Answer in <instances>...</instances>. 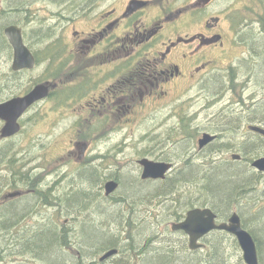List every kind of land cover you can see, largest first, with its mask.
<instances>
[{
	"label": "flooded vegetation",
	"instance_id": "1",
	"mask_svg": "<svg viewBox=\"0 0 264 264\" xmlns=\"http://www.w3.org/2000/svg\"><path fill=\"white\" fill-rule=\"evenodd\" d=\"M233 1L211 0L204 4L202 0H168L165 2H157V0H64L53 3L43 0L42 3L45 5L53 6L48 12L46 11V16L43 17L44 24L41 29L45 30L44 32L36 34L30 32L33 30L29 28L26 31L22 24H10L21 29L23 44L35 59L36 66L31 70L12 68L13 49L1 29V37L4 38L7 46V58L0 60V106H3L0 111L1 257L13 259L22 256L29 261L31 257H34L29 251L17 252V250L30 247V233L37 231L35 225L30 222V196L36 195L44 199L47 197L45 193L37 192L34 187L38 185V178L33 173L34 165L30 159V153L34 149V142H30V133L34 125L32 117L34 110L41 104L53 100L59 102L61 106L75 103L79 105L76 125L80 124L78 129L80 135L70 141L73 147L70 154L74 156V159H78L75 164H84V169L95 173V178L87 179L92 186L100 185L99 192L95 188L94 197H99L102 192L104 197H113L121 181L126 179L122 174L127 170L132 172L138 183L143 184L163 185L175 179H177L176 182H189L190 178L181 177L180 170L184 168L183 165L178 167L177 160L161 158L162 154L160 157H157L158 155L155 157L139 156L128 162H121L116 157L106 162L101 160L102 163H99L98 155L90 162H86V159L89 151L96 149L92 147L97 142L99 144L97 154L100 153V148L106 149L109 154L113 148L112 140L116 133L139 123L156 108L175 104L184 94L199 89L202 86V77L210 67H223L230 58L233 48H237L238 44L233 38L234 28L226 12L230 5L235 4ZM39 2L40 0H27L21 7L25 9L24 20L28 24H30V18L35 16L31 8ZM2 5H6L7 8L9 6L6 1L0 0V6ZM178 5L184 9L171 12V9L178 8ZM42 8L45 9L46 6ZM211 8H218L219 11L209 16L198 30L193 31L195 10ZM179 10H185L188 13L183 28H177L173 24L175 23L174 18L178 17L181 12ZM263 24L261 20L260 25ZM183 29L186 31L183 32ZM41 66L42 80L34 82L30 74L35 68ZM64 71H66V80H61L60 76ZM224 75L228 76V71H225ZM237 78V76L235 78L230 76L227 79L224 88L227 90L225 92L222 90L218 101L213 99V103H204L196 109L195 98H189L187 117L185 120L180 118V121L187 122L189 143H196L197 151L192 155L193 160L202 158L204 163L205 150L218 140L220 134L217 133L218 130L210 128V123L217 110V105L221 106L226 103L227 93L231 91V96L235 93L239 94L241 100L238 98L235 105L242 110V92L245 93L250 88L251 77L248 76L247 80L241 82H237ZM43 83L49 84L48 95L44 99L27 106L24 110H21L18 105L7 107L10 102L28 96L34 86ZM251 96L254 99L249 101L253 102L257 95ZM225 108L234 109L237 113L232 98ZM8 110L13 112L10 120L15 119L9 129H7L6 119L10 116ZM221 112L222 110H219V113ZM170 114L174 112L170 111ZM200 115L212 119L204 124L198 121ZM164 123L165 121H162L158 124L157 129L163 127ZM253 123L264 129L263 123ZM13 127L18 130L10 134L9 131ZM235 128H239V125ZM3 132L6 136H3ZM191 132L195 135L192 136ZM123 134L124 131L118 135ZM204 135L214 136V138L206 146L198 148V141ZM83 148L85 151L82 153ZM214 152H219V155L222 153L218 149ZM143 160L170 163L172 167L164 179L149 180L146 178V180L142 178L141 162ZM240 160H242L241 156L240 159H232L230 162L236 163ZM222 162L223 159L219 158L216 164L225 166L221 165ZM172 174H174L173 177ZM261 174L264 175V173ZM110 182H114L117 187L114 192L106 195L105 186ZM202 183L204 181L201 179L195 180V184ZM53 185L56 184L53 183ZM17 192L19 195L13 196ZM19 201H26L27 205L22 210L24 213L20 220L13 217L18 215V212H14L11 218L2 217L3 209L13 205L18 206ZM208 207L193 206L184 212L194 208ZM212 212L216 215V224L227 222L229 219L227 217L221 220L213 210ZM185 213L183 216L180 215L177 222L185 218ZM68 222L65 219L63 224ZM240 222L242 229L247 231L241 218ZM57 226L64 234L70 232L65 229L64 225ZM220 231L213 230L208 235ZM221 232L226 233V237L232 239L239 247L234 235L225 231ZM253 240L256 243L254 238ZM199 243L203 245L201 240ZM73 248V244L68 242L63 245L62 251L73 254ZM98 256L96 253L89 262L84 263L85 260H82L77 252L78 261L75 264H91V262L97 264L100 258ZM104 262L108 264L109 260Z\"/></svg>",
	"mask_w": 264,
	"mask_h": 264
},
{
	"label": "rangeland",
	"instance_id": "2",
	"mask_svg": "<svg viewBox=\"0 0 264 264\" xmlns=\"http://www.w3.org/2000/svg\"><path fill=\"white\" fill-rule=\"evenodd\" d=\"M5 1L6 0H3V2ZM45 1L53 3L52 0ZM55 1L61 2L64 0ZM165 1L168 0H157V2ZM42 2L43 0H40L37 5L31 8V12L35 16L33 17L34 23H32L30 27L35 25V30L43 28V17L46 16V11L48 12L53 7L52 5H45ZM233 2H235V4L230 5L226 12L228 13L227 18L234 28L233 38L238 44L237 48H233L230 58L224 63L223 67H210L202 77V86H200L199 89L184 94L175 104L156 108L151 113L147 114L139 123L116 133V136H114L112 140L113 148L109 154L104 148H100V153L97 154L99 151V144L97 142L92 147L96 149L89 151L88 158L86 159V162H90L98 155L99 163H102L101 160L106 162L116 157H118L121 162H128L139 156L148 155L155 157L158 155L157 157H160L162 154L161 158L165 157L177 160L176 162L179 164L178 167L181 165L185 167L186 162H188L189 165L191 164L188 168H182L180 170L182 172L181 177L183 178L187 177L184 176V172L191 171V175L188 176L190 178L189 182H176L177 179H175L163 185L139 183L141 187V190L140 188L138 189L139 194L136 196H131L129 194V196L134 199L133 203L129 199L122 200L123 195H125L124 193L127 195L128 193L124 188H120V186L115 195L111 198L104 197L102 192V195L97 197L89 210H87L88 212L85 211L79 214V216H75V213L65 211L61 201L67 199L72 193L83 190L79 184L81 175L87 172L85 173L87 175L85 179L95 178V175L90 171L88 172L87 169H84V164H75V161L78 162V159H74V156L70 154L73 149L70 141L75 140L77 136L80 135L78 133L80 124L76 125L79 105L77 103L71 105L65 103V106H61L59 102H54L52 100L51 102L39 105V107L34 110L35 113L32 117L34 125L31 130L32 132L30 131V142H34V149L30 153V159L33 161L34 165L33 173L38 178V185L36 184L34 187L37 189V192L45 193L47 196L45 199L43 197L38 200L34 209L30 211V222L35 225L37 229L41 228L47 230L53 227L59 228L57 225H64L65 229L70 231L68 233L69 242L75 244L80 240L79 235L83 223L95 222L93 224H96L97 227L100 223L112 228L113 230H111L110 235H114L115 238L119 236L120 241L127 237L128 240L133 239L134 242L138 240V242L141 243L143 239L147 238V234H154L150 239V244L151 242L154 244H152L150 248L155 247V245L170 243L172 247L178 249V251H184L182 254L189 256L188 238L181 232H172L170 230V225L172 223H177L180 219V215H184V211L186 210L184 204L186 201L197 197L208 196L206 190L201 187L202 184H195V180H197L195 177L197 176L198 178L199 167L201 169L204 168V170H207V174H210L211 169H213L215 165H218L216 163L219 158L223 159L222 165L231 163L232 155L242 156L246 150L251 151L258 147L264 149V138L260 143L259 135H255L247 130V126L255 125V123L248 121L245 114L248 107L254 109L258 105L257 103L250 102L254 99L251 95L256 94L257 98L264 100V81L258 80V78L254 76V67H256L257 64L251 48L254 39L257 41H264V32L260 31V21L263 20L264 22V0H234ZM178 4L180 3L178 2ZM45 6L46 8L43 9L42 7ZM6 9V5L0 6V14ZM176 9L184 8L178 5V8L171 9V12L176 11ZM179 11L181 12L178 14V17L174 18L175 23L173 24L177 28H183L188 13L185 10ZM218 11V8L207 10L196 9L194 13V25L192 26L193 31L198 30L203 26L204 22L208 20L209 16L214 15ZM10 24H5L2 27V31ZM23 27L26 31L28 30L27 26L23 25ZM183 30V32L186 31V29ZM44 31L45 30H41V33ZM47 33L49 35L48 30ZM5 58L7 57L0 56V60ZM225 71H228V76L224 75ZM65 72L66 71L61 74V80H66ZM230 76L233 78L237 76V82L247 80L248 76L251 77V82L249 84L250 88L245 93L244 91L242 92L244 99H242L243 103L241 104L242 110L235 105L236 100L238 98L241 99L239 94L235 93L231 96V91L227 93L226 103L221 106L217 105V110L210 123V128L218 130L217 133L220 134L218 140L205 150L204 163L202 158L193 160L192 155L196 154L197 150L196 143H189L187 122L184 121L187 117L189 107L187 102L189 98H195V108L198 109L204 103H213V99H217L218 101L222 90L224 92L227 90V88L226 90H224V88ZM30 77L34 82L41 81L42 66L35 68L30 74ZM212 78L215 79L216 82L210 86L209 82L212 81ZM230 98L233 99V105L237 108V113L234 112V109L230 110V108H225ZM219 110H222V112L219 113ZM170 111H173L174 114H170ZM180 118H184V120L180 121ZM167 119H169L168 122ZM211 119L212 118L208 116L200 115L198 121L206 124ZM162 121H165L164 126L157 129L158 124ZM236 125H239V128H235ZM123 131V135H118ZM191 135L193 136L195 134L191 132ZM243 143H246V148L243 147ZM215 149L221 150L222 153L220 155L219 152L215 153ZM66 151L70 156H68ZM19 156L22 157L23 155ZM261 157H264V154H259V156L255 157L252 153L249 158L252 159V162ZM193 171L198 172L192 174ZM122 175L126 178L122 181L126 183H131V181L132 183L134 182L133 180L135 177L132 172L127 170L124 171ZM171 176L173 177L174 174ZM53 183L56 185H53ZM263 187L264 181L258 180L255 192H253L252 189L246 190V194L242 196L243 198L239 203L233 202L231 210L228 211L227 214L222 215L221 219H226L232 213L238 214L242 223L245 222L243 225H246L247 231L253 236L252 230L254 231V228L250 226V223H255L256 217L264 213V194H260ZM20 188L22 187L20 186ZM95 188L98 192L101 189L100 185H94L89 197H94L96 193V191H94ZM84 189L88 190L86 188ZM157 189H161V194L156 192ZM130 191L129 189V192ZM199 191L203 192L204 195H200L198 193ZM127 195H125V197H128ZM34 196L37 197L36 195H33V197ZM201 199L202 198H198L195 202L197 203ZM97 211L103 216L110 214L117 220L105 218L96 219L94 214H97ZM65 219L69 221L67 224H63ZM219 240L220 237L216 234H210L204 238L201 241L204 247L200 255L202 254L205 257H210L213 245L218 243ZM146 244L149 243L146 241L143 246ZM235 245L233 240L229 237L224 239L221 245V252H219L220 259L224 264H244L242 252L238 245ZM126 255L131 256L132 253L128 252ZM74 256L78 259L75 253ZM144 258L146 257L144 256ZM140 259L142 260V257L137 255L134 257L132 264L138 262L140 264ZM85 260V262H89L88 259ZM116 261L117 258L111 259L108 264H114ZM0 264L47 263L36 256L31 257L30 261L22 256L13 259L0 256Z\"/></svg>",
	"mask_w": 264,
	"mask_h": 264
},
{
	"label": "trees",
	"instance_id": "3",
	"mask_svg": "<svg viewBox=\"0 0 264 264\" xmlns=\"http://www.w3.org/2000/svg\"><path fill=\"white\" fill-rule=\"evenodd\" d=\"M26 1L27 0H6V3L9 6L2 14H0V55L3 54L2 56L4 57H7V46L5 44L4 38L1 37V28L7 23L18 24L20 20L24 19L25 9L21 7L24 6L23 4ZM260 26L261 30L264 32V24ZM251 48L254 53V58L256 59L255 62L257 64L256 67H254V76H256L258 80L260 79L264 81V41L262 42L254 39ZM215 82V79L212 78V81L209 82L210 86ZM257 104L258 105L254 109H252L251 107H248L246 109L245 114L248 118L247 120L250 122H260L264 124V100L258 102ZM263 138L264 137H260L259 135L260 143ZM243 147L246 148V143H243ZM252 153L255 155V157H257L259 156V154H264V149L262 147H258L251 151L246 150L241 156L242 160H240V162L225 163V166L216 165L213 169H211L210 174H207V170H204V168L201 169L200 167L199 172L193 171L192 174L198 172V178L195 177L197 180L201 179L204 181L201 187L206 190L209 197L207 196L189 199L184 204L185 209L191 208L193 206H209L218 215L219 219H221L222 215L227 214L228 211L231 210L233 202L239 203V201L243 198L242 196L246 194V190L252 189V191L255 192L258 180L264 181V175L261 173H257L249 166V163L252 160L249 157ZM185 165L186 166L184 168H188L189 166H191L188 164V162H186ZM85 173L81 175L79 184L80 187L86 188L88 190L83 189L74 192L69 195L68 198L66 197L67 199L61 201L63 209L67 212L75 213V216H79V214H82L83 212L89 210V208L97 198L92 196L89 197V195L92 193L93 187L90 182H87V179H85V177H87ZM180 173L182 174L181 171ZM190 175L191 171L184 172V176H187L185 178H189L188 176ZM83 179L86 181H84ZM133 181V183L132 181L131 183H126L125 181H122L120 183V188H124V190L128 193V195L124 193L128 197H125V195H123L122 200L129 199L132 203L134 202V199H132L129 194L131 196H136L139 194L138 189L140 188L141 190V187L139 186L137 180ZM129 189L132 191L129 192ZM160 190L161 189H157L156 192L161 194ZM198 193L200 195H204V193L201 191H199ZM260 194H264V187L260 191ZM42 198L43 197H30V211L34 209L36 202ZM198 198L202 199L196 203L195 200H197ZM25 205L26 201H20L18 206L13 205L11 207L3 209V217L11 218L14 212H18V215L13 217L20 220L21 216L24 213L22 212V210L27 206ZM94 215L96 216V219H116L113 218V216L110 214L102 216L99 211H97V214ZM93 223L95 222L83 223L79 235L80 240L75 244L72 243L75 247V249L73 248V252L76 255L77 252H79L82 260H91L96 253L100 255L109 249H117V256L115 255L111 258H117V261L114 264H132L134 257H136L137 255L142 257V260L140 259V264H224L219 256V252H221V245L226 238V233L224 232L211 233L219 236L220 240L218 243H216L217 245H213L210 258L205 257L202 254L200 255L201 250L190 251L189 256L184 255L182 254V252L184 251H178V249L172 247L170 243H163L150 248L151 245L154 244L152 242L150 244V239L154 236V234H147V238L143 239L141 243H139L138 240L135 242L133 241V239L128 240L127 237L120 241L119 236L115 238L114 235H110L111 230L113 229L108 225L99 223L97 227V225ZM243 223L245 224V222ZM243 226L246 228V225ZM250 226L254 228V231L252 230V233L256 239L255 241L257 246L259 264H264V213L259 214L256 217V222L250 223ZM41 230L43 229L39 228L35 233H30V247L18 249V252L29 251L30 254L40 258L47 264H75V262L78 261V259H76V257L74 256V253H64L62 251L63 245L68 244L69 242L68 236H66L68 232L67 234H64L57 227H53L47 230L45 229L43 231ZM146 241L149 244L143 246ZM128 252H131L132 255H126ZM144 256L146 258H144ZM91 264H94V262ZM97 264L107 263H100L97 261ZM136 264H139V262Z\"/></svg>",
	"mask_w": 264,
	"mask_h": 264
},
{
	"label": "water",
	"instance_id": "4",
	"mask_svg": "<svg viewBox=\"0 0 264 264\" xmlns=\"http://www.w3.org/2000/svg\"><path fill=\"white\" fill-rule=\"evenodd\" d=\"M204 4H207L211 0H202ZM4 35L8 40L9 44L13 49V63L12 68L14 70L21 69H33L35 66V59L30 53V51L24 46L22 40L21 29L17 26H8L4 29ZM49 84L43 83L34 86L30 91V94L21 100H16L7 104V107L18 105L21 110H24L27 106H31L34 103L44 99L48 95ZM3 106H0V111ZM10 114L7 119V129L11 127L12 122H15V119H12L11 114L13 112L8 110ZM17 128H14L9 131L10 134L17 132ZM248 130L258 133L261 136H264V129L250 125ZM3 136H6V133L3 132ZM213 136L204 135L202 139L198 141V147L202 148L209 144L213 140ZM85 151V148L82 149V153ZM232 159H240L239 155H232ZM143 166V179H164L167 172L171 169L172 165L170 163L164 162H153L150 160H143L141 162ZM251 167L258 172H264V157L255 159L251 162ZM117 185L114 182H110L105 186V194L109 195L114 192ZM17 192L13 196H18ZM216 215L209 208H194L186 212L185 218L177 223H172L170 229L172 232L182 231L188 237V248L191 251L201 249L203 245L199 241L206 235H208L213 230L225 231L229 234L234 235L237 238L239 247L242 252V258L245 264H259L256 244L250 235L249 232L242 229L240 217L236 213H232L229 216L227 222L224 223H215ZM117 254L116 249H110L104 253L99 258V262H104L105 260L111 258Z\"/></svg>",
	"mask_w": 264,
	"mask_h": 264
},
{
	"label": "bare ground",
	"instance_id": "5",
	"mask_svg": "<svg viewBox=\"0 0 264 264\" xmlns=\"http://www.w3.org/2000/svg\"><path fill=\"white\" fill-rule=\"evenodd\" d=\"M53 2H56V1H53ZM32 23H34V18L32 17V18H30V24H28L24 19L23 20H20V22H19V24H22V25H25V26H27L29 29H31V30H33V31H31L32 33H36V34H38V33H41V30H43V29H37V30H35L34 28L36 27L35 25L34 26H32V27H30V25L32 24ZM2 29V28H1ZM35 31H38V32H35ZM254 54V53H253ZM3 55V54H2ZM2 55H0V56H2ZM263 61V60H262ZM261 101H263V99H260V98H255V100L253 101L254 103H258V102H261ZM256 108V107H255ZM250 112V111H249ZM248 113V112H247ZM239 115V114H238ZM255 118V117H254ZM230 119V118H229ZM252 119V118H251ZM232 120H233V118H232ZM234 121V120H233ZM236 121V120H235ZM254 134V133H253ZM256 135V134H255ZM214 137V136H213ZM261 137V136H260ZM199 148V147H198ZM247 159V158H246ZM189 160V159H188ZM191 165V164H190ZM220 165V164H219ZM219 167V166H218ZM214 168V167H213ZM91 173H93L94 175H95V173L94 172H91ZM90 176V175H89ZM88 176V177H89ZM92 176V175H91ZM207 176V175H206ZM197 177V176H196ZM246 177V176H245ZM86 178V177H85ZM253 178V177H252ZM91 179V178H90ZM84 180V179H83ZM135 181H136V179H134ZM147 180V179H146ZM145 180V181H146ZM150 180V179H149ZM85 181V180H84ZM142 181V180H141ZM79 185V184H78ZM93 187V186H92ZM84 189V188H83ZM132 191V190H131ZM30 195H31V193H30ZM121 195V194H120ZM135 198V197H134ZM140 199V198H139ZM65 202V201H64ZM136 205V204H135ZM101 207V206H100ZM106 209V208H105ZM116 210V209H115ZM107 214V213H106ZM109 215V214H108ZM103 216V215H102ZM218 216V215H217ZM3 217V216H2ZM112 217V216H111ZM136 218V217H135ZM87 220V219H86ZM217 220V219H216ZM44 221V220H43ZM107 222V221H106ZM226 222V221H225ZM252 222V221H251ZM216 223V222H215ZM106 224V223H105ZM148 224V223H147ZM90 225V224H89ZM96 225V224H95ZM50 227V226H49ZM109 228V227H108ZM107 228V229H108ZM103 229V228H102ZM95 230V229H94ZM107 231V230H106ZM219 231V230H218ZM213 232V231H212ZM221 232V231H220ZM262 233V232H261ZM14 237V236H13ZM187 238V237H186ZM33 239V238H32ZM21 241V240H20ZM77 241V240H76ZM171 241V240H170ZM67 242V241H66ZM161 242V241H160ZM237 243V242H236ZM83 244V243H82ZM217 245V244H216ZM259 245V244H258ZM42 249V248H41ZM80 249V248H79ZM87 249V248H86ZM148 251V250H147ZM45 252V251H44ZM165 255V254H164ZM117 256V255H116ZM91 257V256H90ZM218 257V256H217ZM196 258V257H195ZM211 258V257H210ZM227 259V258H226ZM68 261V260H67ZM86 261V260H85ZM85 261H84V263H85ZM223 262V261H222ZM92 263V262H91ZM102 263H104V262H102ZM204 263V262H203ZM226 264V263H225Z\"/></svg>",
	"mask_w": 264,
	"mask_h": 264
}]
</instances>
